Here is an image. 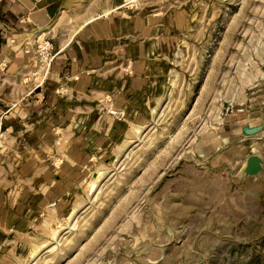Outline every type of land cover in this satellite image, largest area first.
I'll return each mask as SVG.
<instances>
[{
    "label": "rangeland",
    "instance_id": "obj_1",
    "mask_svg": "<svg viewBox=\"0 0 264 264\" xmlns=\"http://www.w3.org/2000/svg\"><path fill=\"white\" fill-rule=\"evenodd\" d=\"M4 2L0 264H264V0Z\"/></svg>",
    "mask_w": 264,
    "mask_h": 264
},
{
    "label": "crops",
    "instance_id": "obj_2",
    "mask_svg": "<svg viewBox=\"0 0 264 264\" xmlns=\"http://www.w3.org/2000/svg\"><path fill=\"white\" fill-rule=\"evenodd\" d=\"M3 1V3H5L4 2V0H0V2H2ZM17 1V0H16ZM18 9L16 10H14V8L12 9V11H15L16 12V14L18 15V16H16V17H12V18H23V21H19L20 23H23L24 25H26L27 27L28 26H30V27H32V24L30 23V22H28L29 21V19L31 18L30 17V13H31V7H30V9H27L28 11H29V13H28V17H27V19H26V15L24 14V12H25V10H26V5H25V3H21V2H19L18 3ZM22 13L24 14V15H22ZM23 16V17H22ZM1 22V21H0ZM19 23V24H20ZM12 24H14L15 25V27H20V25L16 22V23H13L12 22ZM12 24L10 23H5V22H1L0 23V48L4 45V44H6L7 42H6V40L5 39H7L6 37V35L4 34L5 32H7V29H4V26H9L8 27V30L10 29V30H12L13 28H11V26H12ZM43 24V23H42ZM2 27V28H1ZM4 29V30H3ZM28 33L29 32H27L25 35H28ZM23 35V34H22ZM17 40V39H16ZM24 42H26V36L24 37V36H22V37H19V40H17V44H15V45H17V46H19L17 49H15V50H13V46H8L7 47V45H5L6 47V49L8 48V49H10L9 51H8V55H7V57H9V58H11V57H13V55H15V56H18V51H19V49L20 48H22V46H23V43ZM27 43V42H26ZM12 48V49H11ZM2 53H4L1 49H0V55H2ZM6 56H4L3 55V60H4V58H5V60L3 61V64H6L7 63V58Z\"/></svg>",
    "mask_w": 264,
    "mask_h": 264
},
{
    "label": "water",
    "instance_id": "obj_3",
    "mask_svg": "<svg viewBox=\"0 0 264 264\" xmlns=\"http://www.w3.org/2000/svg\"><path fill=\"white\" fill-rule=\"evenodd\" d=\"M250 131L251 130L246 127L244 128L243 132L245 134H249ZM258 163H259V159L257 158V156H254V155L250 156L247 160V169L251 170L252 168L257 167Z\"/></svg>",
    "mask_w": 264,
    "mask_h": 264
},
{
    "label": "bare ground",
    "instance_id": "obj_4",
    "mask_svg": "<svg viewBox=\"0 0 264 264\" xmlns=\"http://www.w3.org/2000/svg\"><path fill=\"white\" fill-rule=\"evenodd\" d=\"M111 114H113V112L111 113ZM243 127H245V126H243ZM242 127V128H243ZM251 131H250V133L249 134H245V135H247V136H251V135H253V134H255V133H257L258 131H259V129H250ZM243 131H244V129H243ZM124 142V141H123ZM255 152V151H254ZM255 154H256V152H255ZM255 156V155H254ZM101 178V175L98 173V175H96V176H94L93 177V180L91 181V184L92 185H94V183H96L99 179ZM35 251H37V250H35ZM34 251V252H35ZM34 254V253H33ZM31 255H32V253H31Z\"/></svg>",
    "mask_w": 264,
    "mask_h": 264
}]
</instances>
